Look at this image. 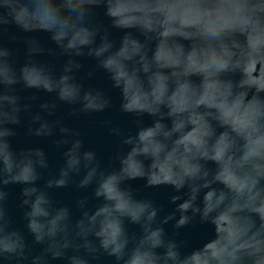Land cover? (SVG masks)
Segmentation results:
<instances>
[{"label":"clouds","instance_id":"1","mask_svg":"<svg viewBox=\"0 0 264 264\" xmlns=\"http://www.w3.org/2000/svg\"><path fill=\"white\" fill-rule=\"evenodd\" d=\"M13 28L46 33L54 47L24 35L19 64V50L2 42L20 38ZM111 29L123 32L118 47ZM45 56L66 57L59 75ZM81 57L109 75L137 131L111 129L120 147L105 162L59 127L63 163L40 187L45 152L10 142L31 107L17 86L54 94L28 129L52 136L60 121L48 117L60 103L83 113L110 105L77 80ZM145 114L151 126H142ZM137 178L171 186L175 210L161 217V207L137 199L127 186ZM70 183L92 189L94 209L88 197L77 201L78 216L56 206L47 190ZM9 184L24 185L20 207L38 254L12 228ZM174 219L176 229L210 224L215 238L184 254L162 226ZM105 255L114 264H264V0H0V264H93Z\"/></svg>","mask_w":264,"mask_h":264},{"label":"water","instance_id":"2","mask_svg":"<svg viewBox=\"0 0 264 264\" xmlns=\"http://www.w3.org/2000/svg\"><path fill=\"white\" fill-rule=\"evenodd\" d=\"M97 18L101 22L107 24V19L103 16L102 11H97ZM111 39H113L117 47L123 35V32L116 29H111ZM12 32L20 38L13 42L7 36L3 38V43L14 49L19 50L18 63L24 62V45L23 36L31 35L33 38L39 40L46 47H54L48 39V34L43 32H36L31 34L18 33L16 29ZM42 59L47 60L50 64L55 66L56 74L59 75L60 68L62 67L66 57L60 56H45ZM82 64L81 69L77 72V80L82 83L84 88H92L99 90L109 99L110 105L100 112L83 113L78 109L79 105H68L60 103L55 110V115L48 117L50 121L59 120L60 123L54 128L52 136H35L29 134V126L35 128L36 124L31 123V116L36 112H41L40 105L43 103H51L54 100V94L37 91L34 89H24L22 85L17 86V94L21 97V104L30 105L28 112L21 113V123L15 126L16 135L10 138L12 148L16 151L28 150L39 148L43 150L49 161V169L44 170L43 178L38 181V186L42 187L45 180L50 175L58 172L59 167L63 163V151L67 146L57 147L56 141L63 139L62 134L59 132V127H67L73 132L79 133L78 139L83 141L85 150H93L105 162L109 161L120 147V138L115 136L111 129L119 128L123 133L135 134L137 125L135 123L136 117L132 114L124 113L121 110L122 94L121 91L112 86V81L109 75L102 69L98 68L96 61L89 57L78 58ZM91 73V75H89ZM35 97V99H33ZM74 110H76L74 112ZM43 114V113H42ZM46 115V114H45ZM153 123L152 117L145 114L142 117V126H151ZM128 150L127 146L123 147V151ZM118 167V162H115ZM78 181V177L75 178ZM127 186L130 187L134 196L137 199H147L154 202L158 207L163 210L160 216L171 214L176 204L171 203V196L178 193L168 185H161L155 187H147L146 180L137 178L135 180L127 181ZM24 185L9 184L4 190L8 193L7 207L9 216L12 220V228L21 232L26 239V242L32 246V236L26 228L27 221L24 219V209L20 207L22 200L21 192ZM50 199H52L56 206H67L73 214L78 216L79 212L76 208L78 200L88 197L89 209L99 203L91 197L92 189H78L75 183H70L65 188L48 189ZM179 218L177 213L176 219ZM176 219L169 221L167 224L162 225L165 229L166 235L169 239H174L177 242H182L181 251L184 254H190L192 251L202 248L204 244L210 242L215 238L214 227L210 224H201L195 221L183 228L176 229L174 227ZM129 231L139 232L137 225H128ZM33 247V254H38L40 246ZM51 264H63V261L53 260ZM93 264H114V259L108 256H102L99 260L94 261Z\"/></svg>","mask_w":264,"mask_h":264}]
</instances>
